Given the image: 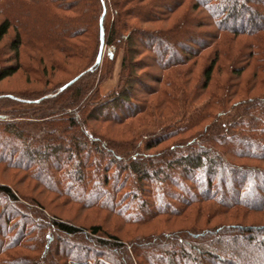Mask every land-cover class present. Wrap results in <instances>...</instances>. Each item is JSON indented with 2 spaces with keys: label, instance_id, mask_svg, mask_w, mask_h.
<instances>
[{
  "label": "trees",
  "instance_id": "1",
  "mask_svg": "<svg viewBox=\"0 0 264 264\" xmlns=\"http://www.w3.org/2000/svg\"><path fill=\"white\" fill-rule=\"evenodd\" d=\"M23 1L27 8L43 3L45 15L34 27L43 28L49 46L58 40L53 46L59 52L70 53L68 40L90 27L96 44L90 65L56 91L34 94V99L0 95V166L23 173L41 191L63 197L64 204L105 212L125 225H151V232L123 240L100 224L79 226L0 183V264H264V222L253 220L264 218V92L249 96L255 86L244 82V98L231 102L238 97L231 89L247 70L244 66L230 67L209 90L219 58H227L224 47L240 37L251 39L248 56L239 54L256 58L252 78L264 74V0H109L110 24L101 16L108 7L105 0H5V6ZM184 6L188 12L202 11L204 18L181 15L174 29L146 32L131 24L166 22ZM74 8L80 11L74 19L58 15ZM211 26L213 32L202 30ZM13 27L15 64L0 69V82L20 70L22 34L28 41V27ZM13 27L7 18L0 23V41ZM180 36L195 49L180 44ZM134 43L179 45L182 54L175 49L171 57L147 47L155 68L170 76L178 67L195 68L192 59L206 52L211 57L189 92L182 83L174 87L182 89L174 99L167 97L173 78L158 76L150 80L154 86H145L134 74L133 56L141 53ZM101 44L123 51L118 85L105 94L100 92L102 65L106 62L103 70L109 73L116 56L107 54L95 64ZM159 58L164 60L156 62ZM132 83H139L144 99ZM259 85L264 89V78ZM179 103L185 113H165L167 122L155 123L163 104L175 109ZM134 119L138 135L129 140L114 142L89 127L91 121L122 126ZM149 122L158 124L156 130L141 136ZM159 224L175 228L154 231ZM78 238L87 245L61 249Z\"/></svg>",
  "mask_w": 264,
  "mask_h": 264
},
{
  "label": "rangeland",
  "instance_id": "2",
  "mask_svg": "<svg viewBox=\"0 0 264 264\" xmlns=\"http://www.w3.org/2000/svg\"><path fill=\"white\" fill-rule=\"evenodd\" d=\"M69 4H71V0L67 1ZM106 5H108L107 10L105 12L103 11L102 17L104 15L105 21L110 24V22L113 19V9L109 6V0H105ZM19 5V6H18ZM17 6H14L13 3L10 4V6H5V0H2L0 2V23L5 19H9L11 22L12 27L16 24L17 26H21V28H27L28 29V41L26 42L24 35L22 34V40L23 45L19 49V57H18V63L20 65V70L17 71L14 75L11 77H8L0 82V95H14V96H22L25 95L26 98L34 99L36 98L34 94L48 91H56V89L75 77L80 72H83L89 65L92 60L91 54L94 51L95 48V32L93 30V27L88 28L86 31L82 32L80 36L69 39L68 43L71 45L70 53H61L58 51V48L53 45H58V40L56 42L49 46V39L45 37V35H41L43 32V28H40L36 30L34 26L40 25L42 22V16L43 14V3H34L30 6V8H27V2L23 1L22 3H19ZM14 6V8H13ZM43 7V8H42ZM46 9V8H45ZM48 12H51L50 10L46 9ZM188 7L181 8L177 13L173 14L171 16L172 18L167 20L166 22H160V23H150L145 24L142 22H132L131 24L136 27L135 30L138 31H154L158 29H167L172 26L173 21H175L176 18L179 16L188 15L191 18H195L197 20H201V18H204L202 11H189L188 13ZM58 13V12H57ZM80 11L77 9H72L71 11L67 12H59L58 15L60 17L65 18H76L78 17ZM85 16V15H84ZM246 18V17H245ZM89 22V20H88ZM240 21H238V24ZM236 23V22H234ZM233 23V24H234ZM232 23H229L228 25H233ZM132 26V27H134ZM234 26V25H233ZM34 27V28H33ZM173 27V26H172ZM14 28V27H13ZM10 28L8 30L7 35L0 41V69L4 68L5 66L14 65L15 62L13 60L14 54L10 50V42L14 36V31H17L15 28ZM33 28V29H31ZM19 29V28H18ZM31 29V30H30ZM174 29V27L172 28ZM201 31V29H199ZM205 32H213L214 27H206L202 29ZM39 31V33H38ZM198 31V32H200ZM44 33V32H43ZM208 33V34H209ZM207 35V34H206ZM173 37L174 34H171ZM36 37L42 38L41 42L36 41ZM30 38V40H29ZM197 40V39H195ZM235 41L237 39H234ZM251 39H248L247 37H240L238 38L237 42L233 41L232 46L224 47V50L228 53L226 56L227 58H219L217 68L213 74V80L212 83L209 85V90H215L217 82L221 81L223 78H226L231 68H241L245 67L247 69L239 78L240 81L232 87L231 90H235L238 93V97L235 99H232L231 102H234L238 98H244V93L242 92L243 87L245 86L244 82H247V86L253 87L254 92L251 93L249 96L255 97L260 96L259 92H264L263 88H260L259 86V80L260 78H264V74L257 73L256 77L252 78V73L254 72L253 68L251 69L252 65L256 63V58H242L240 54L248 56V52H250V48L246 47V44ZM34 41L35 43H32ZM179 43L183 45H187L186 47H190L192 49L194 48V45L186 42V40L180 36ZM134 47L138 48L141 53L139 55L133 56L134 62L136 64V68L134 69V74L139 78V80L142 81L145 86H149L154 84L150 81L151 78H155L158 76H163L167 78H173L171 81L173 82L172 87L170 88V94L167 96H171L174 99H177L182 94V89L185 88L187 92H189L190 88L194 86L196 81L193 79L199 78L202 72V65L204 66L207 60V57L210 58L211 56L208 55V53L201 55L198 57V59H192L196 60L195 68L193 64H188L183 67H178L175 69V72H172L173 76H170L168 72H162L161 70L155 68L154 65L155 62L150 58L152 57L153 52H149L148 50H165L166 51V57H171L172 51L175 49L179 51V54L183 52V49L179 45H168L164 47L163 45L157 44H146L145 46L138 45V43H134ZM147 47H150V49H147ZM181 49V50H180ZM72 52V53H71ZM231 53V54H230ZM240 53V54H239ZM115 55V61L111 66V69L109 70V73L106 72L107 70H103V66L106 64V62L102 65V75L104 76V79L102 83L100 84V92L102 94H105L109 90L113 89L118 85L119 77H120V63L123 56L122 49L114 50L113 47L103 46V56L106 55ZM180 54V55H181ZM208 55V56H207ZM181 57V56H180ZM165 58V57H164ZM205 58V59H204ZM164 59L159 58L156 62H162ZM106 66V65H105ZM187 69L189 70V73H187ZM185 72V75H184ZM176 73H181V77L175 78ZM177 79V80H174ZM248 79V80H247ZM247 80V81H245ZM243 82V84H241ZM180 83H182V89L179 88V90H175L174 87L178 86ZM147 84V85H146ZM132 88L135 91H138V97L140 100L144 99L146 96L144 91H140V85L139 83H132ZM151 86V85H150ZM199 87V86H198ZM177 88V87H176ZM200 88V87H199ZM241 91V92H239ZM204 94H207V91L204 92ZM258 94V95H257ZM23 96V97H25ZM33 96V97H31ZM176 97V98H175ZM151 99V98H150ZM155 99H158V96L155 97ZM151 99V100H155ZM160 100V99H159ZM206 100V98L204 99ZM171 101V98H170ZM203 102V98L200 100H197L193 108H198ZM191 103L188 105L191 107ZM165 108L159 110L157 112V118L159 117L160 120H156L155 123L164 124L167 122V119H164L166 117L165 113L169 115V113L172 112V114L175 113H185L186 109H183V105L179 103L178 105L174 106L175 109L167 108L165 104H163ZM183 109V110H182ZM140 118V117H139ZM138 119V118H137ZM173 120V119H171ZM133 121H136L134 119ZM169 121V120H168ZM138 121L131 122L126 121L122 126H114L112 124L108 123H102L100 121H91L89 123V127L91 130L95 131L97 134L103 135V137L110 139L111 141L117 142V141H123V140H129L130 137H137L138 132ZM150 124V125H148ZM140 130L142 134L141 136H144V134L148 132H153V130H156V126L153 125V123H148ZM141 127V126H139ZM128 129L132 134H126L125 130ZM190 129L189 131H186L182 134V137H187L190 134L195 133L197 130ZM134 137V138H135ZM0 183H4L9 185L11 188L16 190L17 192L21 193L22 195L31 196L32 199H36L38 202H40L41 205L45 208V210L51 214L57 215L62 220L71 222L73 224L79 225V226H85L88 227L93 224H100L105 230L108 232H111L118 237H120L123 240L130 239L133 237H137L139 234H147L150 231V226H147L145 228H140L135 225H125L121 222V220L115 216L107 215L105 212L98 211L95 209H83L77 205L65 203L66 201L63 197H57L52 193L41 191L40 188H37L34 182H32L29 178L23 177V173L20 172H14V171H6L5 168L0 166ZM254 221H261L264 222V218H255ZM177 223L176 221H173ZM155 224V223H153ZM156 227L153 228L154 231L160 232L164 229H173L175 227H170V225H155ZM64 246L61 247L64 248V250H68L73 248L77 245L86 244L87 242L78 238L74 241H67Z\"/></svg>",
  "mask_w": 264,
  "mask_h": 264
},
{
  "label": "water",
  "instance_id": "3",
  "mask_svg": "<svg viewBox=\"0 0 264 264\" xmlns=\"http://www.w3.org/2000/svg\"><path fill=\"white\" fill-rule=\"evenodd\" d=\"M102 56H103V44L100 45V48H99V52H98V55H97V58H96V61H95V64H98L100 63L101 59H102ZM75 80H71L70 82H68L66 85H64L61 89H64L66 87H68L69 85H71ZM60 91V90H59Z\"/></svg>",
  "mask_w": 264,
  "mask_h": 264
}]
</instances>
